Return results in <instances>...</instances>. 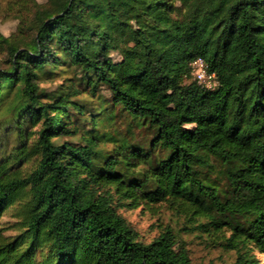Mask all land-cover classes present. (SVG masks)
Listing matches in <instances>:
<instances>
[{
    "label": "trees",
    "instance_id": "trees-1",
    "mask_svg": "<svg viewBox=\"0 0 264 264\" xmlns=\"http://www.w3.org/2000/svg\"><path fill=\"white\" fill-rule=\"evenodd\" d=\"M0 16L18 21L0 30V264H189L172 225L148 241L122 213L160 202L229 229V264H264V0H0Z\"/></svg>",
    "mask_w": 264,
    "mask_h": 264
},
{
    "label": "rangeland",
    "instance_id": "rangeland-1",
    "mask_svg": "<svg viewBox=\"0 0 264 264\" xmlns=\"http://www.w3.org/2000/svg\"><path fill=\"white\" fill-rule=\"evenodd\" d=\"M44 1V0H40ZM18 21L12 17L0 16V30L8 35L16 31ZM146 206V205H145ZM13 207L3 215L2 226L7 233H15L16 217L12 215ZM122 213L148 241L156 236L163 225L170 224L180 234L176 247L180 250L185 247L189 250L191 262L189 264H229L234 261L236 251L229 248L228 242L231 236L229 229L215 230L212 234L191 230L189 226L190 211L186 207L172 208L170 204L160 202L153 207H138L135 209H123ZM185 227V228H184ZM257 257L264 262V253L254 250Z\"/></svg>",
    "mask_w": 264,
    "mask_h": 264
},
{
    "label": "built area",
    "instance_id": "built-area-1",
    "mask_svg": "<svg viewBox=\"0 0 264 264\" xmlns=\"http://www.w3.org/2000/svg\"><path fill=\"white\" fill-rule=\"evenodd\" d=\"M190 65L193 76L200 84L207 88H215L218 86L217 74L209 71L207 63L202 56L194 58Z\"/></svg>",
    "mask_w": 264,
    "mask_h": 264
}]
</instances>
